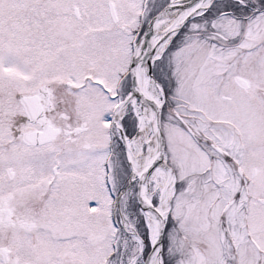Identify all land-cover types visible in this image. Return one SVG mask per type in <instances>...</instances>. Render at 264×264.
I'll return each instance as SVG.
<instances>
[{"label":"snow or ice","instance_id":"snow-or-ice-1","mask_svg":"<svg viewBox=\"0 0 264 264\" xmlns=\"http://www.w3.org/2000/svg\"><path fill=\"white\" fill-rule=\"evenodd\" d=\"M0 264H264V0H0Z\"/></svg>","mask_w":264,"mask_h":264}]
</instances>
